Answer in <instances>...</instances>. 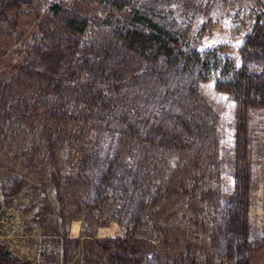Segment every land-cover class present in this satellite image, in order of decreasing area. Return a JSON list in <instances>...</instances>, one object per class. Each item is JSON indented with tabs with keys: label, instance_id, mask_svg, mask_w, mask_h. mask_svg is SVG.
<instances>
[{
	"label": "rangeland",
	"instance_id": "rangeland-1",
	"mask_svg": "<svg viewBox=\"0 0 264 264\" xmlns=\"http://www.w3.org/2000/svg\"><path fill=\"white\" fill-rule=\"evenodd\" d=\"M57 6L69 11L63 28L56 26ZM262 10L257 0H27L7 10L0 17V88L8 101L0 113V250L29 264H118L114 254L125 264H264V245L253 248L264 237V48L250 37ZM99 29L116 37L97 48ZM119 36L125 44L117 43ZM199 36L242 75L238 86L225 80L205 85L216 104L230 108L232 171L225 194L235 228L226 235L225 255L211 240L213 203L188 202L193 184L197 196L216 186L203 153L177 140L140 141L148 160L132 184L126 170L137 142L125 138L123 164L101 210L84 206L78 168L81 146L92 134L87 98L100 96L104 109L122 107L120 75L127 65L152 68L163 45L184 48ZM84 47L96 67L84 61ZM110 62L115 77L106 83L101 72ZM40 93L48 104L37 114L50 127L13 112ZM10 178L24 184L5 204L1 185ZM139 199L147 206L130 232L127 219ZM39 202L50 206L43 220Z\"/></svg>",
	"mask_w": 264,
	"mask_h": 264
},
{
	"label": "trees",
	"instance_id": "trees-1",
	"mask_svg": "<svg viewBox=\"0 0 264 264\" xmlns=\"http://www.w3.org/2000/svg\"><path fill=\"white\" fill-rule=\"evenodd\" d=\"M20 1L27 0H0V17L7 10L16 7ZM68 17L69 11L58 7L56 26L63 28ZM258 24L250 29V37L264 48V10L258 14ZM112 35L116 37L111 29H99L93 38L97 42L96 47L100 48ZM164 35L162 33L161 38H164ZM200 38L199 36L184 48L163 45V48L154 55L152 68H149L147 63L137 66L136 62H133L127 65L120 75V93L124 102L122 107L109 106L104 109L100 96L87 98L86 104L89 106L87 117L91 122L92 134L84 139L85 145L81 146L82 156L78 168L82 192L85 195L84 206L101 210L110 197L108 189L112 187L111 180L115 170L123 164L120 153L125 138L137 142L126 170L132 184L139 183L148 160L140 141L168 143L177 140L181 146L203 153L205 163L211 167L215 176L216 186L201 189L197 196V189L193 184L189 190L188 202L192 204L199 198L213 203L211 240L219 253L225 255L228 251L226 235L229 230L235 228L226 212L228 199L225 194L226 179L232 171L231 148L228 145L231 127L230 108L227 104H216L205 89V85L211 80L214 82L225 80L232 86H238L242 75L240 69L217 50L204 47ZM117 43L125 44L122 36L117 38ZM81 53L88 65L97 66L89 57L87 47H84ZM120 58L121 51H118L111 60L115 62ZM79 65V62L75 61L74 66ZM114 71L112 62L107 63L101 72L102 80L111 83L115 77ZM87 78L91 76L88 75ZM85 89L83 87L79 93L83 95ZM95 90V87L91 89L92 92ZM110 90L112 91V86ZM7 104L5 87H2L0 113L6 109ZM47 104L45 95L40 93L36 102L24 103L21 107H15L13 112L40 119L50 127L46 118L37 114L38 109ZM47 145L48 149H51L53 140L48 139ZM23 184L24 180L21 178H10L1 185L5 204H9L12 197L21 191ZM146 206L144 199L133 202L127 219L130 232H134L141 223ZM48 211H50L48 204L38 203L36 214L39 219L43 220ZM263 245L264 237L253 248L257 249ZM248 255L251 256L252 252L249 251ZM113 257L118 264L126 262V258L118 254H114ZM0 264L29 262L0 250Z\"/></svg>",
	"mask_w": 264,
	"mask_h": 264
},
{
	"label": "crops",
	"instance_id": "crops-1",
	"mask_svg": "<svg viewBox=\"0 0 264 264\" xmlns=\"http://www.w3.org/2000/svg\"><path fill=\"white\" fill-rule=\"evenodd\" d=\"M257 2L260 4L261 8L264 10V0H257Z\"/></svg>",
	"mask_w": 264,
	"mask_h": 264
}]
</instances>
